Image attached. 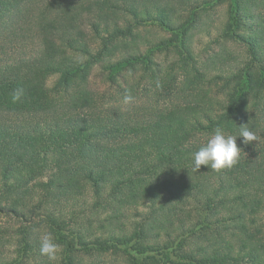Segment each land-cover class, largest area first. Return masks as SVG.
Wrapping results in <instances>:
<instances>
[{
    "label": "trees",
    "instance_id": "1",
    "mask_svg": "<svg viewBox=\"0 0 264 264\" xmlns=\"http://www.w3.org/2000/svg\"><path fill=\"white\" fill-rule=\"evenodd\" d=\"M218 1L0 4L16 10L0 27L18 45L0 59V264H56L40 253L44 228L62 246L61 264L110 249L126 264L140 256L146 264H264V31L245 23L234 0L223 20L200 29L242 45L244 56L204 67L188 30ZM162 52L174 55L166 67L154 58ZM94 67L107 75L139 67L145 79L170 69L183 77L185 100L103 108L84 81L70 94L67 78ZM18 88L24 95L13 103ZM242 124L257 139L237 138L232 168L193 171L194 153L218 125L238 136Z\"/></svg>",
    "mask_w": 264,
    "mask_h": 264
},
{
    "label": "rangeland",
    "instance_id": "2",
    "mask_svg": "<svg viewBox=\"0 0 264 264\" xmlns=\"http://www.w3.org/2000/svg\"><path fill=\"white\" fill-rule=\"evenodd\" d=\"M13 1L14 0H0V4L7 7ZM166 1H172L174 3L176 0ZM222 1L223 2L218 1L214 3L213 6H205L203 9H200L199 14H197V16L194 18L196 28H194V30H188L190 35L195 34L193 38V44L197 56L201 63H204V67L207 68L229 63L233 57H242L245 50L242 45L236 42L224 39L218 41L215 39L216 34L214 32L210 37L207 35L208 30H204L203 28H201L202 30L200 29L202 24L208 23V25L212 26L218 23L220 20H223L226 10L227 15L233 11L234 0ZM236 1L238 2L241 9V15H246L245 23H247L250 27H253V25L256 24V27L259 30L264 31V0ZM15 11L16 10L14 8H4L3 11H0V20L13 15ZM237 31L240 33H246L248 30L247 27L241 26L238 27ZM7 33V28L0 27V59L4 55L13 53L15 48L18 46L15 42V39L14 42L11 41L10 35ZM155 33L164 34L157 29H146L142 31V34L146 36L151 34L153 36ZM8 38H10V40ZM171 52H173V50ZM154 58L156 59L157 63H161L162 67H166L167 63H170V61L174 58V55L173 53L170 54L167 52H162L157 53ZM174 74L177 76L175 72H172V70L169 69L162 71L161 75L157 79H153L152 77L145 79L141 77V69H139V67H136V69L133 71L127 67H119L118 69L111 71L108 75L105 72H101L99 68L94 67L91 72H82V74H79L76 77H68L67 87L71 94L78 88L77 84L80 82L83 83L84 81L87 83V87L90 89V91H92L94 96L97 98L98 103L102 105L103 108H113L117 106L121 110H141L151 107H161L166 104L183 102L185 100V98H183L185 92L181 88L182 84L180 85V80H182L183 77L182 75H179L176 79H173ZM110 77H112L117 84L110 82ZM125 82L128 83V85H125ZM247 87L248 86L246 84L240 85L239 87L235 88V94L237 96L242 95L247 90ZM126 96H131L133 99L130 102L125 103ZM203 137L204 138H202V140L206 138V136ZM51 174L52 171H45L41 174V176L35 178L33 182H44ZM33 182H31L29 185L33 184ZM131 213L132 211L128 210L127 214L130 215ZM132 216L135 215L132 214L129 217ZM0 219H5V221H7L6 218L0 217ZM35 220H37V218H35ZM16 225H18V222H15L9 226ZM97 227V225H92L94 230L98 229ZM127 227H129V224ZM45 231V228L41 230V236L44 235ZM59 235H61V237L70 238V235H68L67 232H62ZM54 241L56 243L58 242L56 238H54ZM143 242H145V240H143ZM57 244L59 245V251L56 254V264H61L63 256L61 253L62 246L59 243ZM131 245L132 244H129L128 247H131ZM90 251L95 252L93 249ZM133 253L136 254L135 252ZM79 255L82 256L83 263L86 264H126V257H124V254H122V252L119 250L116 251L110 249L105 253L94 255L79 252ZM157 257L159 258V256ZM136 259L137 260L132 259V264H139V262L144 261L143 259L141 260V256Z\"/></svg>",
    "mask_w": 264,
    "mask_h": 264
},
{
    "label": "clouds",
    "instance_id": "3",
    "mask_svg": "<svg viewBox=\"0 0 264 264\" xmlns=\"http://www.w3.org/2000/svg\"><path fill=\"white\" fill-rule=\"evenodd\" d=\"M23 95L24 90L22 88L13 90L11 93L12 102L20 101ZM132 99L131 96H126L125 103L130 102ZM247 124L239 126L238 136L227 133L223 127L218 125L206 144L194 153L193 171L199 172L202 165L217 172L232 168L238 162L242 151L237 145V138L243 137L244 144L257 139L255 133L247 127ZM58 251L59 245L54 241L52 235L50 233L43 235L40 241V253L46 255L49 260H55Z\"/></svg>",
    "mask_w": 264,
    "mask_h": 264
}]
</instances>
